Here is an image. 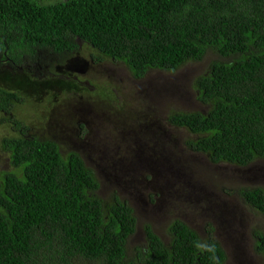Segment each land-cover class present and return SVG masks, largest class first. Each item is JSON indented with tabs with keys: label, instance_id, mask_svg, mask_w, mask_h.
<instances>
[{
	"label": "trees",
	"instance_id": "trees-1",
	"mask_svg": "<svg viewBox=\"0 0 264 264\" xmlns=\"http://www.w3.org/2000/svg\"><path fill=\"white\" fill-rule=\"evenodd\" d=\"M83 46L136 80L206 59L191 86L203 111H174L167 123L212 165L264 161V0H0V124L17 133L0 143V264H226L213 226L200 234L178 218L163 234L143 223L131 249L130 203L104 198L79 153L18 120L29 94L76 88L64 70ZM237 195L264 219V187ZM253 248L264 259V229Z\"/></svg>",
	"mask_w": 264,
	"mask_h": 264
},
{
	"label": "rangeland",
	"instance_id": "rangeland-1",
	"mask_svg": "<svg viewBox=\"0 0 264 264\" xmlns=\"http://www.w3.org/2000/svg\"><path fill=\"white\" fill-rule=\"evenodd\" d=\"M95 54L83 46L81 57L64 70L78 79L76 88L29 94L16 112L18 120L34 136L55 140L63 153H79L104 198L115 195L130 203L139 222L131 249L143 244V223L163 234L178 218L200 234L213 226L226 264H264L253 248V233L264 229V219L237 195L242 187H264V161L245 168L212 165L185 146L191 139L187 132L167 123L174 111H203L191 86L206 71L207 60L174 73L149 71L136 80L121 63L93 62ZM79 126L84 129L78 133ZM16 134L10 124H0V143ZM7 158L0 149L1 166Z\"/></svg>",
	"mask_w": 264,
	"mask_h": 264
},
{
	"label": "flooded vegetation",
	"instance_id": "flooded-vegetation-1",
	"mask_svg": "<svg viewBox=\"0 0 264 264\" xmlns=\"http://www.w3.org/2000/svg\"><path fill=\"white\" fill-rule=\"evenodd\" d=\"M92 61H93V60H92ZM39 72H40V71H39ZM39 72H36V73H39ZM74 79H77V78L74 77ZM77 80H78V79H77ZM85 85H87V83H85ZM78 123H80V121H79ZM83 129H84V126H79L77 132H78V133H79V132H82Z\"/></svg>",
	"mask_w": 264,
	"mask_h": 264
}]
</instances>
